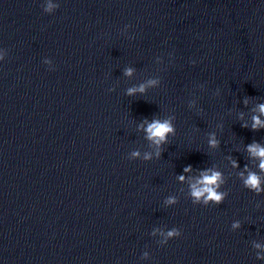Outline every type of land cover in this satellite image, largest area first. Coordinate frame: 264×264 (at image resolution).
Listing matches in <instances>:
<instances>
[{
	"label": "clouds",
	"instance_id": "obj_1",
	"mask_svg": "<svg viewBox=\"0 0 264 264\" xmlns=\"http://www.w3.org/2000/svg\"><path fill=\"white\" fill-rule=\"evenodd\" d=\"M59 3L52 4L49 0L47 7L45 9L46 12H52L53 9H58ZM3 60V57L0 56V61ZM130 71L127 74H130ZM137 89H128V95H133ZM139 91H144V86L142 85ZM261 114H264V104L258 106ZM146 125V126H145ZM247 127V125H243ZM141 127L146 133L145 139L150 141L152 145L155 146V158L159 159L161 152L163 151V145L169 143V135L174 136L176 133V129L172 124L171 119H156L145 121ZM252 130L256 131L260 128H264V121H261L258 116L253 117ZM219 142L215 139L214 135L209 140V145L211 147H217ZM247 151L249 152L251 157L258 158L259 164L258 167L261 171H264V146L257 142H253L246 146ZM129 160L141 159L143 161H151L153 159V153L145 152L143 156L139 151H132L128 156ZM233 167H238L236 161H232ZM191 166H186L184 168V172H190ZM244 172H247V175H244ZM240 177L243 180L244 187L255 193L256 195H260L264 193V187H262V183H264V179L257 172L249 171L247 165H245L244 171L240 172ZM180 181H183L185 177L180 175L178 177ZM226 183L224 175L221 171L216 170L214 168H205L200 170V175L195 178V182L190 184V197L192 198V203L194 205H203L209 206L211 202L212 205H220L222 204L228 196L227 191H223L222 186ZM168 205H174L178 203V201L174 197H169L166 201ZM232 227L238 228L240 227L239 222L233 223ZM155 234V233H153ZM162 240L160 241L161 245H166L169 240L178 238L182 235V232L179 228L173 227L167 232H160ZM256 248L264 247L260 244L255 245ZM147 255V253H145ZM258 258L260 257L258 254Z\"/></svg>",
	"mask_w": 264,
	"mask_h": 264
}]
</instances>
